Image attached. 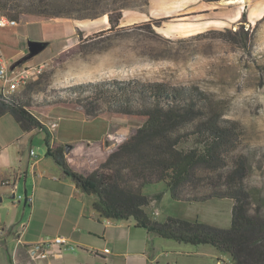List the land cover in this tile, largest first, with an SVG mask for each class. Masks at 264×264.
<instances>
[{
	"label": "rangeland",
	"instance_id": "obj_1",
	"mask_svg": "<svg viewBox=\"0 0 264 264\" xmlns=\"http://www.w3.org/2000/svg\"><path fill=\"white\" fill-rule=\"evenodd\" d=\"M79 1L89 2L77 7L74 13L80 16L77 19L26 18L22 24L28 23V26L16 23L18 26L7 27L2 29L4 34L0 33V54L10 57V64L21 57L19 64L36 72L34 79L15 94L28 106L33 117L45 123L64 120L56 130L59 141L105 140L116 144L132 135L143 119L111 115L105 110L96 118L86 117L79 105L67 97V88L102 80L196 86L217 103L224 118L241 125L239 153L248 159L251 167L247 187L250 213L258 210L264 215V0L225 3L228 16L219 26L200 17L135 19L144 13L148 0ZM235 4H238L237 19L232 15ZM121 7L125 10L124 22L119 21L114 28L108 21L103 22L105 13L114 17ZM242 12L246 14L245 19H241ZM0 16H4L1 11ZM179 23H188L200 32L178 37ZM27 41L44 44L29 59ZM77 43H80L77 52L59 63V54ZM80 118L95 120L86 123ZM44 139L43 131L32 138L31 147L41 158L47 154ZM16 192V196L22 195L20 190ZM142 192L150 200L159 194L145 209L149 218L158 223L172 217L197 221L215 229H227L230 225L232 203L229 200L174 201L163 183L148 184ZM3 200L0 219L8 211V218H12L17 209L16 222H19L23 212L28 213V206L16 204L9 196ZM12 239L9 236L7 243L0 247V264H7V250L11 253L14 246ZM153 243V250L148 251L153 260L151 264H216L217 259L232 264L227 255L208 245L194 246L165 239Z\"/></svg>",
	"mask_w": 264,
	"mask_h": 264
},
{
	"label": "trees",
	"instance_id": "obj_2",
	"mask_svg": "<svg viewBox=\"0 0 264 264\" xmlns=\"http://www.w3.org/2000/svg\"><path fill=\"white\" fill-rule=\"evenodd\" d=\"M86 2L0 0V11L18 24L26 18L71 20L80 17L74 13L89 1ZM123 9H117L114 17L105 13L110 27L118 26ZM245 18L242 12L241 19ZM79 45L61 52L57 61H66ZM65 93L86 117L96 118L105 110L111 115L139 117L143 121L132 135L109 149L105 150L99 141L90 146L81 141L65 152L66 145L49 146L47 130L19 96L10 97L8 102L0 100V117L10 114L22 132H44L47 155L77 189L94 197L91 208L99 218L131 220L134 227L161 239L208 245L227 255L232 264H264V215L258 210L250 213L247 187L251 167L239 153L242 127L237 121L224 118L207 93L196 86L138 80L88 82L71 86ZM153 183H163L174 201H231L229 227L215 229L172 217L163 223L150 219L145 212L150 198L142 190ZM7 263L13 264L9 255Z\"/></svg>",
	"mask_w": 264,
	"mask_h": 264
},
{
	"label": "crops",
	"instance_id": "obj_3",
	"mask_svg": "<svg viewBox=\"0 0 264 264\" xmlns=\"http://www.w3.org/2000/svg\"><path fill=\"white\" fill-rule=\"evenodd\" d=\"M240 1L221 0L207 3L203 0H148L144 13L140 18L135 19L180 20L200 17L207 18L209 22L219 26L228 16L224 8L225 3L233 5L232 3ZM237 7L238 4L232 6V15L235 19L239 15L235 11ZM125 17L123 10L120 23L125 21ZM2 29L7 27L0 28V33L4 34ZM197 29L189 26L188 23H179L176 36L182 38L193 32H200ZM3 58L9 63L10 57ZM19 59L13 63H17ZM80 120L88 123L95 119L83 121L80 118ZM66 121L74 122V120ZM61 123H58V127L51 134L49 146L78 143L59 141L56 130L62 126ZM39 131L36 129L28 133L22 132L10 114L6 113L0 117V212L4 211V196L17 197V190L22 192V195L18 196L31 198L30 203L17 202L13 198L16 204L29 207L28 213L23 212L21 221L16 222L17 209L14 210L12 218H8L10 214L8 211L4 219H0V230L3 231L0 233L2 242L0 247L7 243L9 236H13L12 252L9 253L6 249V255L11 257L13 264H151L153 260L148 251L153 250V242L158 243L161 238L134 227L131 220L99 218L91 208L94 199L77 189L49 155L46 154L42 158L39 156L33 158L29 155V151L32 150V138ZM99 142L105 150L115 145L106 143L105 140ZM44 144L47 150V145L45 142ZM86 144L90 146L92 142ZM155 200L151 199L149 206ZM26 213L27 217L24 221ZM56 237L65 238L73 248L59 250L54 245L42 246L45 241ZM33 248L38 251L33 253ZM106 249L108 253H104ZM43 251L46 252V257L38 258L39 253Z\"/></svg>",
	"mask_w": 264,
	"mask_h": 264
},
{
	"label": "built area",
	"instance_id": "obj_4",
	"mask_svg": "<svg viewBox=\"0 0 264 264\" xmlns=\"http://www.w3.org/2000/svg\"><path fill=\"white\" fill-rule=\"evenodd\" d=\"M16 26V23L14 21H11L7 19L4 16H0V28H6V27H14ZM35 71L34 68L20 65L19 62L17 63H8L3 56L0 55V100L4 102H8L9 98L12 96H16L15 94L19 90V88H24L29 81L34 79L35 77ZM32 115L33 113L30 112ZM48 132L50 138L51 134L54 133L55 129L58 127V123L56 121L45 123L40 118L38 121ZM29 155L33 158L37 157L38 154L35 152V150H30ZM4 183L2 182L1 185ZM14 199L17 202L24 201L25 203H30L31 198H22L20 196L14 197ZM20 243V240L18 239V244ZM47 245L49 246H57L60 249L66 248V249H72L73 247L67 242L65 238L62 237H56L52 240L45 241L42 246ZM33 253H36L38 249H32ZM104 253H108V250H104ZM46 252H40L38 258H45ZM216 264H226L223 260L217 259Z\"/></svg>",
	"mask_w": 264,
	"mask_h": 264
},
{
	"label": "water",
	"instance_id": "obj_5",
	"mask_svg": "<svg viewBox=\"0 0 264 264\" xmlns=\"http://www.w3.org/2000/svg\"><path fill=\"white\" fill-rule=\"evenodd\" d=\"M44 47V44L43 43H39V42H32V41H29L27 43V52H28V59L29 58H33L34 56H36V54L39 53V51L41 49H43ZM70 149V145H66L65 146V152H68V150ZM40 154L42 153L41 150L38 151ZM14 196L12 195L10 197V199H13Z\"/></svg>",
	"mask_w": 264,
	"mask_h": 264
},
{
	"label": "bare ground",
	"instance_id": "obj_6",
	"mask_svg": "<svg viewBox=\"0 0 264 264\" xmlns=\"http://www.w3.org/2000/svg\"><path fill=\"white\" fill-rule=\"evenodd\" d=\"M106 21H107V18H106V17H104V21H103V22H104V23H106ZM32 116H33V114H32ZM34 117H35V116H34Z\"/></svg>",
	"mask_w": 264,
	"mask_h": 264
}]
</instances>
